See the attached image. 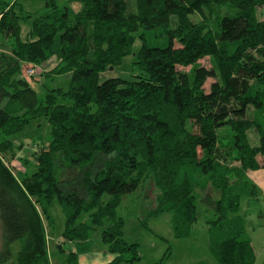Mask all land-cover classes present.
<instances>
[{
    "label": "trees",
    "instance_id": "1",
    "mask_svg": "<svg viewBox=\"0 0 264 264\" xmlns=\"http://www.w3.org/2000/svg\"><path fill=\"white\" fill-rule=\"evenodd\" d=\"M16 5L0 0V264H76L98 229L116 254L108 264H140L117 212L131 193L142 228L169 213L174 237L188 239L201 222L219 264H254L249 229L262 225L264 198L247 171L264 170V129L247 111L264 112V0H44L43 12L25 15ZM150 36L165 41L151 45ZM136 40L139 73L100 82ZM53 56L43 75L67 76L68 86L40 98L27 80L36 72L24 68L41 70ZM204 57L210 68L198 63ZM38 117L48 122L47 146L33 170L16 175L12 137ZM54 199L61 237L75 250L58 245L50 259ZM172 251L167 243L148 264H167Z\"/></svg>",
    "mask_w": 264,
    "mask_h": 264
},
{
    "label": "rangeland",
    "instance_id": "2",
    "mask_svg": "<svg viewBox=\"0 0 264 264\" xmlns=\"http://www.w3.org/2000/svg\"><path fill=\"white\" fill-rule=\"evenodd\" d=\"M68 0H57L60 6L67 5ZM17 8L20 9V13L25 15L26 13L35 14L41 13L45 10L44 0H17ZM69 8L77 10L79 5L73 3L68 5ZM197 18V17H196ZM195 19V16H194ZM32 17L20 20L21 25V38H25L27 32L30 29ZM153 33H159V30L153 31ZM58 38L56 37V45ZM149 44L160 45L165 41L164 38L158 36H150ZM139 41L136 40L132 46V51L129 55L125 56L122 63L112 69H108L99 74V81L102 82L108 78L120 77L123 79H132L139 71L133 65V61L136 58V51L139 48ZM57 62L56 56L50 58L44 66V70H40L39 67H34L33 77H29V81L32 88L36 91L38 97H43L47 89L68 86V77L64 75H48L44 76L45 70H49ZM198 63L202 66L210 68L212 65L211 59L209 57H204L198 60ZM179 70H189L190 66L178 67ZM214 80L212 78H207L204 83V90L208 91L210 84ZM249 117H255V119L262 125L264 129V112L255 113L249 108L247 111ZM48 122L43 117H38L31 120L19 133L12 137L13 149L16 150L15 156L8 162V165L12 171L18 175L19 173H28L33 170L34 165V154L40 148H46L47 140L49 136ZM249 142L252 145L258 143V136L253 129L247 131ZM15 153V152H14ZM8 158V157H7ZM262 159H260L261 161ZM24 161L26 162L24 164ZM247 177L253 181L261 190L264 198V170H248ZM135 197V194H125L122 196V203L117 208L119 215L124 216L127 223V237L135 238L138 240L139 251L142 253V259L140 264H148L153 261L158 260L165 248L167 243H169L172 248V254L167 262V264H193L197 262H205L207 264H219L216 258L208 249V238L210 235L206 226L201 222L194 225L192 230V236L188 239H178L173 238L171 215L169 213H162L157 217H152L147 220V225L150 230L139 227V231L131 227V223H136V219L132 214L133 203L131 199ZM262 209L264 212V200L262 201ZM52 218L54 219V229L48 228L49 236L47 240L48 248L50 249L51 256L53 257V247L59 240L60 233L64 227V215L61 211L59 204L56 199L52 201L49 210ZM253 221H257L256 217H252ZM262 225L256 227L253 230L249 229V235L251 237V242L256 253V260L254 264H264V217L262 218ZM134 225V224H133ZM94 235L99 233V229ZM163 237L166 239L160 238ZM129 240V239H128ZM1 242V240H0Z\"/></svg>",
    "mask_w": 264,
    "mask_h": 264
},
{
    "label": "crops",
    "instance_id": "3",
    "mask_svg": "<svg viewBox=\"0 0 264 264\" xmlns=\"http://www.w3.org/2000/svg\"><path fill=\"white\" fill-rule=\"evenodd\" d=\"M45 64L41 67L42 70H44ZM46 71L47 70H45V72ZM14 152H15V154L17 153L16 150H14ZM256 171H262V170H256ZM130 226L131 227H134L133 229L138 230V231H139L138 228L141 227L138 224L137 221H136V223H131ZM48 228L54 229V222H53V225L52 226L48 224L45 227V230H46V239L47 240H48V236H49ZM62 231H63V229H62ZM62 231H61V233H62ZM126 231H127V223H126V220H125L124 221V226H123V236H124V239L127 242H129V243H133V242L134 243H139L138 240L135 239V238H128L127 237V234H126ZM96 232L97 231H94V233L91 236V245H90V248L88 250H86L84 252H81V253H79L77 255V262H76V264H108V263H110L116 257V254H112V253L106 251L105 246L100 241V235H99V233L97 235H94ZM61 233H60V236H61ZM139 233H140V231H139ZM172 236H173V238H175L173 234H172ZM58 245H61L60 247L63 248L64 250H68V249L75 250V245L74 244H72L70 242H67V241H63L62 237H60L59 240L56 242V244L53 247V250H54V253H53L54 256L53 257L51 256L52 254L50 252V249L48 248V253H49L50 259H57L61 255L60 247H58ZM47 246H48V244H47ZM142 256L143 255L141 253V259H142Z\"/></svg>",
    "mask_w": 264,
    "mask_h": 264
},
{
    "label": "built area",
    "instance_id": "4",
    "mask_svg": "<svg viewBox=\"0 0 264 264\" xmlns=\"http://www.w3.org/2000/svg\"><path fill=\"white\" fill-rule=\"evenodd\" d=\"M24 73L28 76L32 75L34 73V69H32L30 66L24 68Z\"/></svg>",
    "mask_w": 264,
    "mask_h": 264
}]
</instances>
